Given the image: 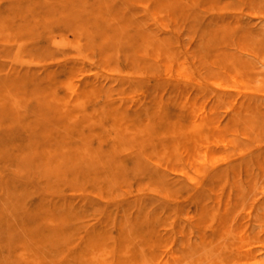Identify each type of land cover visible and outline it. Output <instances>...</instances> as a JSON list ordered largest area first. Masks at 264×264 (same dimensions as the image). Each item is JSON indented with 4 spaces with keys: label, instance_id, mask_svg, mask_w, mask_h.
<instances>
[{
    "label": "rangeland",
    "instance_id": "1",
    "mask_svg": "<svg viewBox=\"0 0 264 264\" xmlns=\"http://www.w3.org/2000/svg\"><path fill=\"white\" fill-rule=\"evenodd\" d=\"M263 64L264 0H0V264L264 261Z\"/></svg>",
    "mask_w": 264,
    "mask_h": 264
},
{
    "label": "bare ground",
    "instance_id": "2",
    "mask_svg": "<svg viewBox=\"0 0 264 264\" xmlns=\"http://www.w3.org/2000/svg\"><path fill=\"white\" fill-rule=\"evenodd\" d=\"M162 46V45H161ZM164 46V45H163ZM170 46V45H168ZM164 52V51H163ZM172 55V54H171ZM167 56V55H166ZM166 59H169L168 57ZM186 59V58H185ZM179 60V59H178ZM186 61V60H185ZM184 63V62H183ZM176 65V64H175ZM264 65V64H263ZM172 66V65H171ZM180 68V67H179ZM186 76V75H185ZM240 82V81H239ZM227 86V84H226ZM223 88V87H222ZM249 88V87H248ZM230 100V99H229ZM218 101V100H217ZM239 102V101H238ZM225 104V103H224ZM205 111V110H204ZM203 111V112H204ZM240 117V116H239ZM200 122V121H198ZM195 128L194 130L198 133V139H200V137H202L203 134L206 133V130L208 129L209 125L207 124L206 120H202L200 123H195L194 124ZM218 126V125H217ZM229 126V125H228ZM223 127V126H222ZM193 131V130H192ZM170 132V131H169ZM238 132V131H237ZM181 133V132H180ZM216 133V132H215ZM230 134V133H229ZM218 135V134H217ZM245 135V134H244ZM230 136V135H229ZM215 137V136H214ZM228 139V138H227ZM236 140V139H235ZM227 141V140H226ZM225 144V143H224ZM257 149V148H256ZM204 154V153H203ZM204 156H207L206 154ZM212 157V156H211ZM216 157V155H215ZM214 157V158H215ZM217 158V157H216ZM239 158V157H238ZM206 161V157L204 158ZM209 160V159H208ZM212 160V159H211ZM217 160V159H216ZM175 161V160H174ZM214 162V161H213ZM219 162V161H218ZM168 164V163H167ZM190 176V175H189ZM242 221V220H241ZM262 246H264V236L263 238H261ZM169 251V250H168ZM257 258V256H256ZM262 259V258H261ZM249 264H264V261H261L259 259H252Z\"/></svg>",
    "mask_w": 264,
    "mask_h": 264
}]
</instances>
